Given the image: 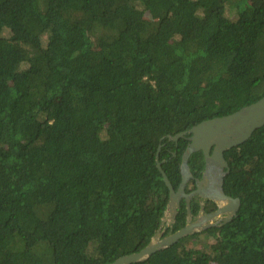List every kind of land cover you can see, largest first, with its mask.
<instances>
[{"label": "trees", "instance_id": "16d2710c", "mask_svg": "<svg viewBox=\"0 0 264 264\" xmlns=\"http://www.w3.org/2000/svg\"><path fill=\"white\" fill-rule=\"evenodd\" d=\"M263 96L264 0H0V264L140 250L169 202L159 146L177 189L169 135ZM224 155L237 215L132 264H264V125Z\"/></svg>", "mask_w": 264, "mask_h": 264}, {"label": "water", "instance_id": "95a60500", "mask_svg": "<svg viewBox=\"0 0 264 264\" xmlns=\"http://www.w3.org/2000/svg\"><path fill=\"white\" fill-rule=\"evenodd\" d=\"M263 125L264 96L232 113L205 119L187 130L169 135V138L175 141H178L181 137H187L189 143L182 154V179L177 189H175L159 161L160 146L158 148L157 165L169 188V202L161 224L164 223L166 215H169L170 222L173 223L183 197L186 199L189 215H192L190 202L192 196L196 193L219 205V209L210 215V218L228 213L225 219L227 222L237 215L241 205L240 197H233L224 190L225 176L229 172V164L224 154L226 150L246 141L257 128ZM197 151H202L205 156L204 176L199 179L198 189L188 193L186 186L190 179L194 177L189 160L192 154ZM205 227L204 221L197 219L196 221L187 222L183 227L163 238H159L160 232H157L151 241L140 250L121 255L115 260L103 264H132L146 260L156 251L171 246L184 237L202 231Z\"/></svg>", "mask_w": 264, "mask_h": 264}, {"label": "flooded vegetation", "instance_id": "af4514ba", "mask_svg": "<svg viewBox=\"0 0 264 264\" xmlns=\"http://www.w3.org/2000/svg\"><path fill=\"white\" fill-rule=\"evenodd\" d=\"M204 171H205V168H204V170H202L200 177H198V176L196 177L194 175V177L190 179V181L191 180H195V181L193 183V186H191L190 190H186L188 193H191V192L196 191L198 189V182H199V179L203 178ZM183 200L185 201L186 210H187L186 223L189 221H196L197 219L203 220L204 224L206 225V227L203 228V230H202V231H204V230H209L212 227L221 226L222 224H224L226 222L225 219L228 216V213H222V214L215 216L213 218L209 217L210 215H212L214 212H216L219 209V205L216 202L201 196L199 193L194 194L192 196V199L190 202V209H191L192 215H189L187 202H186V199L184 197L182 198L181 202ZM196 202L199 204V208L195 211V208L192 207V204H195ZM180 207H181V205H180ZM180 207L178 208V210L180 209ZM177 214H178V212H177ZM177 214H176V216H177ZM175 221H176V218L173 221V223L170 222L169 225H167V226H165L164 223L161 224L162 226L160 225V228L158 230V232H160L159 238H163V237L173 233L174 231H176L174 229V222Z\"/></svg>", "mask_w": 264, "mask_h": 264}, {"label": "rangeland", "instance_id": "374dc122", "mask_svg": "<svg viewBox=\"0 0 264 264\" xmlns=\"http://www.w3.org/2000/svg\"><path fill=\"white\" fill-rule=\"evenodd\" d=\"M169 223H170V217H169V215H166L165 218H164V225L167 226V225H169ZM195 234H197L195 238H202V242L203 243L212 240V238L207 234V232L199 231V232H197ZM195 234H192V235H195ZM203 243H201V245Z\"/></svg>", "mask_w": 264, "mask_h": 264}]
</instances>
